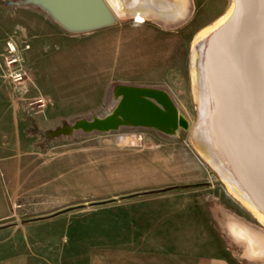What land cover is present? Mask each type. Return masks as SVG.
Segmentation results:
<instances>
[{
  "label": "rangeland",
  "instance_id": "rangeland-1",
  "mask_svg": "<svg viewBox=\"0 0 264 264\" xmlns=\"http://www.w3.org/2000/svg\"><path fill=\"white\" fill-rule=\"evenodd\" d=\"M22 1L0 0V148L10 171L4 179L0 164L9 211L0 221V264H149L131 262L136 251L144 260L158 251L264 264L243 257L229 227L264 228L190 139L193 38L230 0H189V18L172 27L126 18L83 34ZM119 86L165 91L188 128L175 136L134 127L53 135L110 114ZM122 255L127 263H118Z\"/></svg>",
  "mask_w": 264,
  "mask_h": 264
},
{
  "label": "water",
  "instance_id": "water-1",
  "mask_svg": "<svg viewBox=\"0 0 264 264\" xmlns=\"http://www.w3.org/2000/svg\"><path fill=\"white\" fill-rule=\"evenodd\" d=\"M231 3L230 16L213 33L208 50L209 69L220 90L215 124L243 190L264 214V0ZM21 5L40 9L70 34L107 29L117 20L104 0H23ZM115 95L118 101L110 114L77 121L53 135L134 127L175 136L188 128L161 89L119 86Z\"/></svg>",
  "mask_w": 264,
  "mask_h": 264
},
{
  "label": "bare ground",
  "instance_id": "bare-ground-1",
  "mask_svg": "<svg viewBox=\"0 0 264 264\" xmlns=\"http://www.w3.org/2000/svg\"><path fill=\"white\" fill-rule=\"evenodd\" d=\"M104 2L116 19L152 21L165 27H172L186 21L189 18V4L191 5L189 0H104ZM231 11L230 0L227 11L211 24L202 27L193 38L190 54V83L192 100L197 110V124L192 129L190 139L194 152L224 185L226 193L264 228V214L258 210L243 190L237 177L235 164L231 161L229 151L225 148L215 124L220 90L209 69L208 50L213 33L225 24ZM8 47L11 52H15L13 45L8 44ZM254 228L233 222L229 232L241 245L245 259L264 263V232Z\"/></svg>",
  "mask_w": 264,
  "mask_h": 264
},
{
  "label": "crops",
  "instance_id": "crops-1",
  "mask_svg": "<svg viewBox=\"0 0 264 264\" xmlns=\"http://www.w3.org/2000/svg\"><path fill=\"white\" fill-rule=\"evenodd\" d=\"M7 149L6 147L4 148V146L2 147V149L0 148V164H3V168H4V179L7 177L8 179V174L10 173L9 168H8V163H7ZM13 167V165L11 166V168ZM3 182L4 181H0V194L3 193ZM2 199V196L0 197ZM8 205L5 202H1L0 201V221L4 220L5 217H7V214L9 213L8 211ZM136 248H138L139 246L137 244L134 245ZM154 246V245H153ZM155 247V246H154ZM157 247H159V245H157ZM132 255V254H131ZM120 258H122L121 260L118 261V263H127V256L122 255ZM131 262L134 263H142V262H149V264H230V262H228L225 259L222 258H214V257H196L193 258V261H190V259H186L184 257L181 256H173L170 254H160L158 251L154 254H152L149 257H145L144 260V256L142 251H136L134 252L133 256L129 257Z\"/></svg>",
  "mask_w": 264,
  "mask_h": 264
},
{
  "label": "built area",
  "instance_id": "built-area-1",
  "mask_svg": "<svg viewBox=\"0 0 264 264\" xmlns=\"http://www.w3.org/2000/svg\"><path fill=\"white\" fill-rule=\"evenodd\" d=\"M14 79L15 81H21V74L15 75Z\"/></svg>",
  "mask_w": 264,
  "mask_h": 264
}]
</instances>
